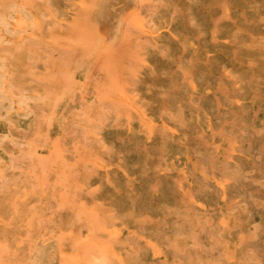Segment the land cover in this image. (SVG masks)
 Wrapping results in <instances>:
<instances>
[{"label":"rangeland","instance_id":"obj_1","mask_svg":"<svg viewBox=\"0 0 264 264\" xmlns=\"http://www.w3.org/2000/svg\"><path fill=\"white\" fill-rule=\"evenodd\" d=\"M0 64V264H264V0H0Z\"/></svg>","mask_w":264,"mask_h":264},{"label":"bare ground","instance_id":"obj_2","mask_svg":"<svg viewBox=\"0 0 264 264\" xmlns=\"http://www.w3.org/2000/svg\"><path fill=\"white\" fill-rule=\"evenodd\" d=\"M21 14L23 12L21 11ZM1 67V64H0ZM6 76L3 74L0 75V103H12V90H11V81H8ZM1 146V144H0ZM56 255V249L52 247L49 251L48 260H52Z\"/></svg>","mask_w":264,"mask_h":264}]
</instances>
